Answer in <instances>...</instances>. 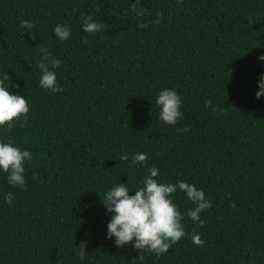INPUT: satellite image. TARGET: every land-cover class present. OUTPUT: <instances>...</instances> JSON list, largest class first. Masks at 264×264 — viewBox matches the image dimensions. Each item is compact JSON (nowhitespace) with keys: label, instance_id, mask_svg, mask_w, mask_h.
Returning <instances> with one entry per match:
<instances>
[{"label":"trees","instance_id":"obj_1","mask_svg":"<svg viewBox=\"0 0 264 264\" xmlns=\"http://www.w3.org/2000/svg\"><path fill=\"white\" fill-rule=\"evenodd\" d=\"M133 3L0 0V79L7 73L5 86L30 104L28 122L0 128V140L32 154L26 188L0 171V264H264V0H140L142 17ZM86 15L103 30L84 32ZM57 24L70 26L68 40ZM42 47L61 60V92L40 87ZM164 88L182 98L175 125L158 118ZM137 153L146 166L133 165ZM153 166L160 182L195 184L211 201L205 224L185 216L186 235L159 256L108 239L112 213L101 201L119 183L134 195ZM174 203L181 213L195 207L180 191Z\"/></svg>","mask_w":264,"mask_h":264},{"label":"clouds","instance_id":"obj_2","mask_svg":"<svg viewBox=\"0 0 264 264\" xmlns=\"http://www.w3.org/2000/svg\"><path fill=\"white\" fill-rule=\"evenodd\" d=\"M140 0H135L131 5L138 17L144 15V8L139 7ZM158 19L152 23L160 24L163 21V13L157 12ZM248 22L253 23V17H248ZM140 28L148 27L145 23L138 25ZM20 28L26 32L31 31L32 38H36L35 25L31 20H22ZM83 31L88 34H96L104 28L102 23L93 20L92 15L82 16ZM56 37L62 41L68 40L71 36V28L66 24H57L54 28ZM82 43H88L87 37L82 39ZM42 54L36 62L40 71V87L57 93L63 91L59 84L55 69L61 65V60L53 55L51 50L41 48ZM264 60V53L259 57ZM9 80V75L5 73L0 79V128L5 131L12 129L17 122L26 124L30 112V104L27 98L18 93H12L9 87L5 86V81ZM259 90L256 97L264 96V73L258 80ZM19 88V84L16 85ZM158 106V118L166 125H175L183 117L181 111L182 98L171 88L162 89L155 101ZM213 112L223 111L218 109L209 100L205 104ZM180 131L187 132L184 127ZM121 160L127 161L128 155L121 154ZM147 154L137 153L132 156L133 165H147ZM32 162V154L27 149L16 146L10 139L6 142L0 140V171L6 174L7 182L13 187H27L26 165ZM147 176L142 181V186L135 189V194L130 195V190L126 183H119L112 186L101 199L103 205L112 217L107 225V238L115 237V245L123 247L131 244L134 249L147 253L162 255L166 253L173 244L178 243L185 235L184 217H189L194 223L203 226L205 220L201 218V213L211 207V201L206 199L205 192L195 184L179 180L175 183L160 182L159 169L155 166L148 167ZM33 179L38 178L34 174ZM177 191L186 193L187 199L195 207L189 208L186 213H181L174 203V195ZM5 201L9 204L13 201V193L8 192ZM192 243L196 246H203L204 240L201 235L193 232ZM86 245L83 243L82 249L78 252L80 260L85 259Z\"/></svg>","mask_w":264,"mask_h":264}]
</instances>
